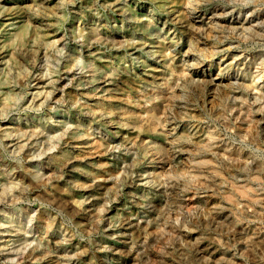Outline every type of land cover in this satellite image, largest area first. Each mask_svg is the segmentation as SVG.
Returning a JSON list of instances; mask_svg holds the SVG:
<instances>
[{"label":"rangeland","instance_id":"374dc122","mask_svg":"<svg viewBox=\"0 0 264 264\" xmlns=\"http://www.w3.org/2000/svg\"><path fill=\"white\" fill-rule=\"evenodd\" d=\"M186 1L0 0V264H264V0Z\"/></svg>","mask_w":264,"mask_h":264},{"label":"bare ground","instance_id":"6f19581e","mask_svg":"<svg viewBox=\"0 0 264 264\" xmlns=\"http://www.w3.org/2000/svg\"><path fill=\"white\" fill-rule=\"evenodd\" d=\"M191 1L192 0H187L186 3L188 5L194 4L193 2L191 3ZM206 1L209 4H206L207 7L205 9V12L208 11L212 15H214V17H215L216 16L215 15L216 12L217 11L219 12V10H221L219 17L222 18V19L224 17H226V16L233 17L235 12H238V14H239L243 10L244 11L245 10H250L251 8H253V7L258 5L257 3H254L255 0H243V3H241V4H239L238 2L236 3L235 0H231L230 3H224V1H216L215 2L214 0H205V2ZM256 1H258V0H256ZM195 3H197V2H195ZM188 5L185 6V7H188V11L191 12V13H195L196 11L195 10L191 11V9H189ZM200 10H201L200 7H198L197 11H200ZM262 10L263 9H260L258 7L257 10L250 12L248 18L245 17L243 20L239 19V21L236 22V23H238V25H234L236 23H233V25L232 24L228 25L227 27H228L229 31L232 32V33H236V34L245 35V37H247V38L256 39V38H259V37H263L264 34L262 33V31H263V28H264V24H262V23H260L258 21V19L261 17L260 14H261ZM222 26H224V25L221 24L218 20L211 22L210 31L212 32L214 38L219 37V33L220 32H222V33L224 32V30L222 29L223 28ZM197 28H200V27L199 26H195V29H197ZM228 48H230L229 45H228ZM213 49L216 50L215 47ZM230 49H232V48H230ZM263 54H264V49H262V51H261V55H263ZM259 62L264 63V57L258 56L254 60V62L251 65V67L257 68ZM231 68H232V66L228 67L226 69V72H228ZM263 69H264V66L261 67V70L258 71V73L260 75H258L256 77V80H255L256 82H258V81L262 82V79H260V77H262L261 73H262ZM220 70H222V69H220ZM229 78H232V75ZM235 83L238 84V82H235V81L232 82L233 85L231 86L230 93H229L231 95L230 96L231 97L230 100L232 102L236 101L237 99H240L242 97V94H243V92H241V90L239 89L240 87L238 85H235ZM196 86L200 87V85L197 84V83H196ZM203 89H204V87H203ZM257 92H258V96L257 95L254 96V101L253 102L254 103L257 102L258 105H260L259 108L264 109V90H263V88H257ZM263 123H264V117H263ZM263 131H264V127H263ZM256 172L258 173V171L253 172L252 177L247 176V178H251V179H244V181H246V182L237 183V184L234 185L235 186L234 188L239 193H241L244 196H246V195H248V196L252 195L253 196L254 192L257 193V191L252 187V186H254L252 184L255 183L254 179L259 177L258 176L259 174L257 175Z\"/></svg>","mask_w":264,"mask_h":264}]
</instances>
